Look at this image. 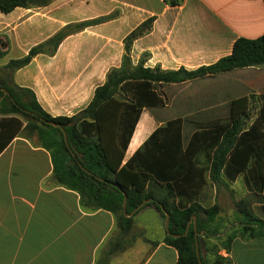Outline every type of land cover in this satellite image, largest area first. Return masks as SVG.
<instances>
[{
  "label": "crops",
  "instance_id": "obj_1",
  "mask_svg": "<svg viewBox=\"0 0 264 264\" xmlns=\"http://www.w3.org/2000/svg\"><path fill=\"white\" fill-rule=\"evenodd\" d=\"M101 16L109 18L66 35L55 49L44 46L17 69H4L9 61L26 56L32 47L64 26ZM149 18L150 26L131 42L132 63L143 60V65L150 68L195 69L229 54L238 37L263 35L264 1L47 0L42 5L17 6L6 13L0 11V68L15 85L31 90L50 116H73L88 105L108 71L120 66L125 37ZM251 94L259 100L258 113L251 128L239 134L222 169L233 195L225 190L217 192L208 177V165L221 133L215 144L210 140L223 132L231 118L248 108ZM127 95L133 107L121 114L117 134L123 147L121 165L143 170L160 181H171L179 208L192 202L203 206L217 202L220 211L215 225L219 226V237L238 232L233 200L249 193H264V155L251 159H231L230 155L239 147L240 135H248L263 116L264 65L206 74L158 88L147 81H134ZM129 110L134 121L123 137L122 116ZM18 118L23 123L20 131L26 120ZM173 118L182 121L171 125ZM18 130L0 151V264H94L112 232L113 215L105 209L85 210L76 191L52 185L49 152ZM263 130L259 128L260 135ZM169 133L179 139L175 157L156 158L160 143L167 142ZM255 141L264 153V137ZM204 147L208 154L198 157L199 175L189 173L193 151L200 152ZM249 148L254 146L250 144ZM245 151L243 148L242 153ZM227 198L232 206L224 208ZM252 209L264 218V203L254 202ZM134 223L157 244L152 246L138 238L115 255L111 264H177V252L163 242V220L153 207L140 209ZM220 253L231 264H264V236L236 233L230 250Z\"/></svg>",
  "mask_w": 264,
  "mask_h": 264
},
{
  "label": "trees",
  "instance_id": "obj_2",
  "mask_svg": "<svg viewBox=\"0 0 264 264\" xmlns=\"http://www.w3.org/2000/svg\"><path fill=\"white\" fill-rule=\"evenodd\" d=\"M46 1L0 0V11L6 13L17 6L31 7L42 5ZM107 18L109 16H101L68 24L45 42L32 47L26 56L9 61L4 69H17L28 63L33 55L43 51L44 46L50 45L55 49L66 35ZM150 23L149 18L125 37V52L120 66L108 71L105 82L95 88L88 105L73 116H50L39 106L31 90L18 87L13 82L9 84L7 80L0 78V114L3 115L0 118V151L23 124L18 117H25L26 124L18 132L25 134L28 139L35 136L37 144L49 152L52 163L50 183L76 191L79 194V204L85 210L105 209L111 212L114 218L113 229L95 257L94 264H111L115 255L132 246L138 238L152 246L157 244V241L148 240L144 236V230L134 223V215L144 207H153L162 220L165 213H168L163 242L175 248L177 264H231L230 259L222 255L220 250H230V243L236 233L243 237L264 236V218L259 217L252 209L254 202L264 203V193H249L233 200L238 232L222 239L219 237V226L215 225L220 211L219 204L215 202L211 206H203L199 202H192L187 207L179 208L171 181H160L143 170L121 165L123 147L117 141V134L121 114L133 107L132 100L127 95L132 82L147 81L158 88L161 84L180 83L206 74L263 66L264 34L256 38L238 37L231 52L211 64L195 69L180 67L163 70L159 67H145L143 60L133 64L129 55L132 40L148 28ZM146 56L147 54L144 58ZM258 108L259 100L255 94H251L248 108L231 118L212 150L208 177L217 192L225 190L233 195V189L223 177L222 169L239 134L249 126L257 115ZM47 121H54L64 129L67 144L63 140L61 129ZM259 149L255 156L264 155L263 150ZM195 161L199 163L198 157ZM144 200L147 201L140 205ZM138 205V209L131 215H125ZM188 221V232L182 235ZM194 232L197 234L200 263L196 256ZM170 233L181 235L173 237ZM209 238L218 239L219 244L205 247ZM206 252L212 258L208 259Z\"/></svg>",
  "mask_w": 264,
  "mask_h": 264
},
{
  "label": "rangeland",
  "instance_id": "obj_3",
  "mask_svg": "<svg viewBox=\"0 0 264 264\" xmlns=\"http://www.w3.org/2000/svg\"><path fill=\"white\" fill-rule=\"evenodd\" d=\"M258 110H259V108H258ZM132 114H133L132 111L129 110V111H127L122 116V123H123V126H124L123 137H124V135L126 133V129L128 127V124L131 121H134V115H132ZM262 115L263 116L260 117V118H258V120L252 125V129L249 130V134L248 135H242V136L240 135V138H239V147L236 149V151H234V153H232V155H230V158L231 159H236V158H239L241 156H245L248 159H251V158L255 157L257 151L260 150L256 146L257 145V141H255V140H258L260 136H263L264 137V132L262 133V135H260V132H259V128L260 127L262 129H264V111H263V114ZM20 117L25 121V117H22V116H20ZM187 119H191V118H187ZM254 119H255V117H254ZM224 120L227 121V119L222 118V121H224ZM181 121H182V118H173V121L170 124L171 125H176V124H179V122H181ZM250 126L251 125L249 124L248 127H250ZM220 133H222V132H219V133H216V134L213 135V137L210 140V144L213 145V144L216 143L217 138L220 135ZM250 134H252L255 137H252ZM169 135L170 136L167 135L168 136L167 137L168 140H167L166 143H164V142L163 143H160V146L158 147L157 153L155 155L156 158H164V159L171 160L172 158L175 157V153H174V157H173V152H175V150H177L180 147L179 139L176 138V136L174 134L172 135V133H169ZM194 135L197 136L199 134H194ZM32 139L36 141V137L35 136H32ZM249 143L252 144L254 146V148H249V145H250ZM243 148L246 149V151L244 153H242V149ZM207 154H208V152H207V148L206 147L202 148L200 150V152H199V150L193 151V157L194 156L195 157H194L193 160H192V158H190V160H189V163H188V171H189V173L199 175V164L196 163L195 158L196 157H199V156L206 158L207 157ZM228 200H229L228 198L225 200L227 202H225L224 208L227 207V204L230 205V207L232 206V203L231 202H228ZM148 234H149V232H148ZM218 244H219V240L218 239L209 238V239L206 240V244H204V246L210 248L213 245H218ZM206 257L208 259L212 258V256L209 253H207V252H206Z\"/></svg>",
  "mask_w": 264,
  "mask_h": 264
},
{
  "label": "water",
  "instance_id": "obj_4",
  "mask_svg": "<svg viewBox=\"0 0 264 264\" xmlns=\"http://www.w3.org/2000/svg\"><path fill=\"white\" fill-rule=\"evenodd\" d=\"M0 78H3L5 80H7V82L10 84L11 83V79H10V76L7 72H5L3 69L0 68ZM47 123H49L50 125H53V126H58L61 131H62V134H63V140L64 142L67 144V136H66V133L64 131V129L62 127L59 126V124H57L56 122L54 121H47ZM147 200H144L140 205H142L143 203H145ZM125 197L123 199V210H125ZM138 205L137 207H135L131 212L129 213H125V215H131L136 209H138V207L140 206ZM167 218H168V213H165V218L163 220V224H164V228L165 230H167ZM189 224H190V221L187 222L186 224V228L183 232L182 235H185L187 232H188V228H189ZM193 224L195 225V216H193ZM171 236L173 237H178L180 236L181 234H174V233H170ZM194 236H195V250H196V256L198 258V262L200 263V258H199V247H198V242H197V234L196 232H194Z\"/></svg>",
  "mask_w": 264,
  "mask_h": 264
}]
</instances>
